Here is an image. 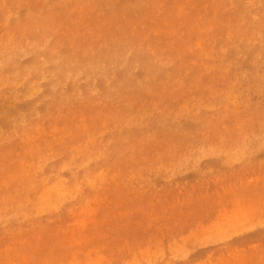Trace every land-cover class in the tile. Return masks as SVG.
Here are the masks:
<instances>
[{
	"label": "rangeland",
	"instance_id": "374dc122",
	"mask_svg": "<svg viewBox=\"0 0 264 264\" xmlns=\"http://www.w3.org/2000/svg\"><path fill=\"white\" fill-rule=\"evenodd\" d=\"M0 264H264V0H0Z\"/></svg>",
	"mask_w": 264,
	"mask_h": 264
}]
</instances>
